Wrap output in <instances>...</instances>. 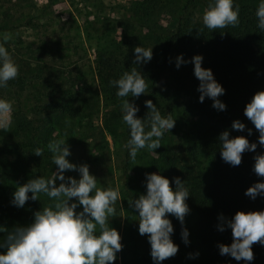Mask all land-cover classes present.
Here are the masks:
<instances>
[{
    "label": "trees",
    "instance_id": "1",
    "mask_svg": "<svg viewBox=\"0 0 264 264\" xmlns=\"http://www.w3.org/2000/svg\"><path fill=\"white\" fill-rule=\"evenodd\" d=\"M67 2L74 4L73 0ZM261 2L264 0H233V6L239 7V24L212 31L203 24L202 19L194 18L193 10L199 7L205 12L214 0H136L131 13L115 19L117 23L112 25V28L119 27L123 32L119 41L107 40L104 48L95 49L90 81L85 72H80L77 74L84 79V88H79V91L64 88L62 84L73 81L71 69L64 66L65 70L61 72L65 78L58 83V94L53 99L45 97L46 81L43 80L41 66L37 61L39 53L29 52L25 58L13 59L18 65L19 74L15 80L8 82L6 88H0V99L5 89H26L39 80L38 86L34 87L42 93L39 96L44 97V102L25 114H15L16 128L23 134L24 140L15 145L14 153H10V156L9 152L0 155V180L3 182H0V191L7 194L10 186L17 189L39 176L33 165L40 156H36L33 151L42 148L44 151L41 157L46 155L47 161L51 154L47 145L56 139V135L51 134L52 129H65L68 132L65 140L68 141L73 139L70 134H73L75 126H92L91 120L99 106L97 87L105 97L111 99L110 107L113 114H117L121 107L119 109L116 102H120L121 106L122 100L126 98L117 96L118 89L110 81L119 79L125 72L136 67L148 83L149 92L127 99L138 107L136 116L145 119V131H150V121L146 118L149 112L146 100H151L162 116L175 119L174 128L163 134L159 148L141 150L157 157L161 163L160 171L166 172L173 189L174 178L178 177L185 183L190 192L186 203L193 215V233H188L190 248L181 250V246L186 244L183 243L182 230L186 228L188 231V227L176 217L168 216L174 229L170 238L178 246V252L169 259L157 262L151 258L148 236L131 230L126 240L134 264H264V244L252 245L254 259L251 261H237L230 255H221L219 251V245L232 243L227 220H231L238 210H264V194L255 199L245 195L248 187L264 181V177L254 172L255 157L264 154V146L259 144V132L244 115V108L254 93L264 90V30L258 27L256 16ZM83 3L88 1L83 0ZM159 12H165L171 18L170 26L157 25ZM34 14V11L27 13L25 26L33 28V18L37 20ZM40 23L44 26L45 22ZM60 29L52 40L53 32H45L46 35L36 38L45 41L43 49L46 53H55L51 45H59L60 40H64V44L69 42L67 31L64 33L63 27ZM48 34L50 37L46 41ZM31 45L32 42L25 48L26 51ZM35 46L38 48L36 52L42 49L38 44ZM136 46L151 48L152 59L136 64ZM197 54L203 57L201 66L210 69L215 81L224 88V94L218 99L226 105L225 110L214 108L212 99L207 96L203 102L199 101L200 81L194 75L191 62V58ZM62 55L67 57L68 54L63 52ZM177 56H182L186 61L179 68L176 67ZM56 69L57 66L53 68ZM96 81L97 84L94 83ZM236 120L245 125L243 131L232 128ZM120 127L125 143L124 161L120 167L121 197L130 215L138 216V211L129 206V200L140 196L129 179V168L140 172L144 167L132 163L127 147L130 131L123 121V112ZM225 130L229 132L230 138L245 136L250 143L257 145L254 152L246 151L242 154L239 166H232L221 157L222 142L219 136ZM25 205L15 207L14 215L18 219L25 217V211L30 207L29 211L43 210L42 203L37 204L32 199ZM221 216L225 218L224 221L220 220ZM221 224L224 225L222 232L219 231ZM5 250L0 247V252Z\"/></svg>",
    "mask_w": 264,
    "mask_h": 264
},
{
    "label": "clouds",
    "instance_id": "2",
    "mask_svg": "<svg viewBox=\"0 0 264 264\" xmlns=\"http://www.w3.org/2000/svg\"><path fill=\"white\" fill-rule=\"evenodd\" d=\"M256 16L258 27L264 30V2L259 3ZM203 24L209 30L225 29L239 24V7L233 6V0H214L202 17ZM11 39L10 33L3 35L0 42V88H6L10 80H15L19 74L8 50L4 46ZM135 63L142 64L152 59L151 48L136 46L134 48ZM203 57L194 55L191 62L194 65V75L200 81L198 91L199 101L205 96L212 99V106L225 110L226 105L218 99L224 94V88L215 81L210 69L202 67ZM186 63L182 56H177L176 67ZM115 86L117 96L123 99L121 110L123 121L130 131L128 141L129 155L135 160L139 150H155L161 146V138L175 126V119L161 115L157 106L151 100L145 104L149 109L147 119L150 121V131H145V119L136 116L138 107L130 103L127 97H139L149 92V85L136 67L125 72L117 80L110 81ZM11 102L0 99V130L9 131L12 126ZM244 115L252 122L259 132V144L264 146V90L257 91L244 108ZM232 128L243 131L245 125L236 120ZM251 134V129L248 130ZM219 140L221 157L232 166H239L242 154L255 151L256 143H250L245 136L230 138L227 130L223 131ZM48 150L53 154L52 162L57 166L56 172L48 179L33 178L17 187L12 203L23 207L31 199H39L45 194L53 203L37 211L30 225L18 226L12 231L0 226V232H6L5 239L0 241V247L6 250L0 252V264H112L116 253L122 250L121 237L118 231L109 226V219L116 216L115 204L121 201L119 189H101L97 179L90 174L88 166H77L66 157L71 155L66 140L56 139L48 143ZM43 149L33 151L36 156L43 155ZM65 171H78L80 178L65 177ZM254 172L264 177V154L255 157ZM60 183L57 184L56 181ZM175 189L169 179L157 173L147 175L146 194L129 200V206L138 211V231L147 235L151 245V258L160 262L175 256L178 246L171 240L173 225L168 219L175 216L181 224L190 209L186 199L190 195L188 188L180 178H174ZM264 194V181H259L247 188L245 195L255 199ZM75 198L82 211L77 212V204L70 203ZM224 221L223 216L220 217ZM226 224L231 229L232 243L219 245L221 255H230L237 261L254 259L252 245L264 244V210H238ZM219 231H224V225H219ZM98 233V234H97ZM182 239L188 243V231L182 230Z\"/></svg>",
    "mask_w": 264,
    "mask_h": 264
},
{
    "label": "rangeland",
    "instance_id": "3",
    "mask_svg": "<svg viewBox=\"0 0 264 264\" xmlns=\"http://www.w3.org/2000/svg\"><path fill=\"white\" fill-rule=\"evenodd\" d=\"M87 1L88 3H83V0H73L74 4H71L67 0H0V42H3V35L5 33L11 34V39L4 46L12 59L25 58L29 52L39 53L37 61L41 66V75L45 78L43 80L46 81V98L53 99L57 97L58 83L61 79L65 78L61 72V70H65L64 66L71 69L73 81L62 84V86L73 91H79V88H84L85 81L78 74L85 72L90 81L95 49L104 48L107 40L109 42L112 40L119 41L123 32L121 33L119 27L112 28V25L117 23H115V19L118 20V18L131 13L132 5L136 0ZM31 11H34V17L37 18L36 21L33 18V24L35 22L33 28L25 26V21L28 20L26 15L27 13L30 14ZM162 11H164V8H162ZM159 14L157 25H161L162 27L170 26L169 22L171 18L167 13L159 12ZM203 14L204 10L199 7L194 8V18L202 19ZM42 21L45 22L44 26L40 23ZM59 27H63L64 33L67 31L69 42L64 44L65 41L60 40L59 45H51L56 51L55 53H46L43 49L45 41L41 42V40L39 41L36 38L45 34V32L46 34H52L51 32H53L51 35L52 40V38H56L57 31L61 30ZM48 35L46 41L50 37ZM31 42L33 45L26 51L25 48ZM35 44H38L39 48L41 46L42 49L36 52L38 48H36ZM40 51L43 52L41 53ZM63 52L68 54L67 57H63ZM56 66L57 69L53 70ZM37 81L26 89L23 87L20 90L14 87L3 90L1 99L11 102L13 111L11 113V130H0V155L9 152L8 155L10 156V153H14L15 145L24 140L23 134L16 128L15 114L17 112L25 114V112H29L44 102V97L39 96L42 93L38 92L34 87L38 86L40 82ZM94 83L97 84V81ZM97 92L99 94V106L96 115L91 120L92 126L90 128L88 125L87 128L79 125L74 127L73 134H70L71 137L73 136V139L66 141L71 153L66 159L77 166L86 164L90 174L96 177L99 188L119 189L121 193L120 167L124 161L123 150L125 147L120 127L122 110L117 112V114H113L112 107L109 104L111 103V99L107 96L105 97L99 87H97ZM116 103V106L118 105L120 109V102L117 101ZM51 134L56 135V139L68 138V132L63 128L60 130L55 127L52 129ZM45 158L46 155L39 157L33 165L34 170L39 174L37 178L48 179L57 170V166L52 162L53 154L49 155L47 161H45ZM132 163L143 165L144 167V170L140 172H136L134 168H129V179L138 195L146 194L148 174L157 173L167 179L169 178L166 172L160 171L161 163L157 160V157L148 151L139 150L136 159L132 160ZM64 175L65 177L71 176L77 180L80 178L78 171H65ZM0 182L2 181L0 180ZM56 183L59 184L60 181L57 180ZM9 189L10 191L7 194H3L0 191V226L8 229V231H12L18 226L30 225L38 209L29 211L32 208L30 207L28 211H25V217H19L18 219L14 215L16 206L12 203L16 188L15 186H10ZM28 195L29 199H31V193ZM34 202L37 204L42 203V208L48 207L53 203L45 194H40L39 199L34 200ZM73 202L77 204L76 211L81 212L83 209L79 205L78 200L73 198L70 203ZM115 209L116 216L109 219V226L118 231L121 237L122 250L116 253V259L112 264H134V260L131 259L130 252L128 251V241L126 238L131 230L132 232H136V234L139 233V217L134 214L130 215V212L124 207L122 197L121 201L118 200L116 202ZM11 210L12 214H10ZM192 219L193 215L189 211L183 222V225L188 227L189 235L193 233ZM6 236V232H0V241L5 239ZM181 247V250L186 251L190 248V245L187 243Z\"/></svg>",
    "mask_w": 264,
    "mask_h": 264
}]
</instances>
